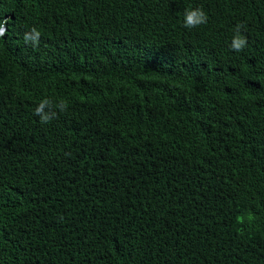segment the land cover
Wrapping results in <instances>:
<instances>
[{
  "label": "trees",
  "instance_id": "obj_1",
  "mask_svg": "<svg viewBox=\"0 0 264 264\" xmlns=\"http://www.w3.org/2000/svg\"><path fill=\"white\" fill-rule=\"evenodd\" d=\"M0 264H264V0H0Z\"/></svg>",
  "mask_w": 264,
  "mask_h": 264
},
{
  "label": "clouds",
  "instance_id": "obj_2",
  "mask_svg": "<svg viewBox=\"0 0 264 264\" xmlns=\"http://www.w3.org/2000/svg\"><path fill=\"white\" fill-rule=\"evenodd\" d=\"M207 21L208 16L200 7L185 9L183 13V26L186 29H193L200 25H204ZM243 28L244 25L242 23H239L234 27L233 36L230 42V48L233 51L239 52L247 47V37L242 32ZM40 36V31L36 27H32L30 31L24 33L23 39L26 43H31L33 46H36L39 43ZM67 106V102L64 100L53 105L51 100L45 98L36 106L34 114L39 117L42 124H47L56 116V111H54L53 108L63 112L67 109ZM237 221L243 222V218L237 217Z\"/></svg>",
  "mask_w": 264,
  "mask_h": 264
}]
</instances>
